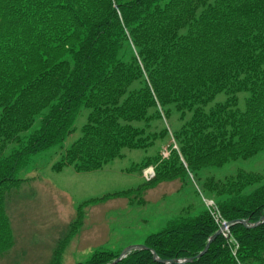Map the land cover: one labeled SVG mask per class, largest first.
<instances>
[{
	"label": "trees",
	"instance_id": "obj_1",
	"mask_svg": "<svg viewBox=\"0 0 264 264\" xmlns=\"http://www.w3.org/2000/svg\"><path fill=\"white\" fill-rule=\"evenodd\" d=\"M84 107L82 134L55 168L98 170L123 149L168 137L167 157L159 149L139 163L154 167L147 186L114 194L193 174L215 203L189 205L147 236L149 248L115 264H167L151 249L162 259L194 257L181 264H264V222L232 224L230 237L219 234L196 257L217 217L255 223L264 215V175L204 173L264 150V0H0V257L14 245L5 186L19 182L28 155L66 140ZM173 114L181 121L174 129L164 123ZM61 251L50 264H61ZM120 252L76 264H108Z\"/></svg>",
	"mask_w": 264,
	"mask_h": 264
},
{
	"label": "rangeland",
	"instance_id": "obj_2",
	"mask_svg": "<svg viewBox=\"0 0 264 264\" xmlns=\"http://www.w3.org/2000/svg\"><path fill=\"white\" fill-rule=\"evenodd\" d=\"M245 96L240 94L241 107L245 105ZM226 97L224 92L219 93L215 102ZM89 111L82 108L75 131L62 144L28 155L15 173L19 182L5 186V209L14 231V245L2 254L0 264H50L58 248H62L61 264L86 262L101 250L122 252L129 246L144 244L148 235L185 212L189 205L190 209L199 210L202 202L213 203L193 174H189V182L162 181L142 194L143 189L130 192L136 196L114 194L143 183L142 188L147 186L146 170L139 163L159 149L167 157L173 142L168 137L162 146L159 140L148 148L123 149L121 157L98 170L78 172L72 164L55 168L63 159L65 148L81 136ZM40 117L24 134L38 127ZM168 122L173 129L181 124L177 114L164 120L165 124ZM152 123L162 127L159 119ZM240 169L264 175V150L219 167H207L204 173L224 178Z\"/></svg>",
	"mask_w": 264,
	"mask_h": 264
},
{
	"label": "water",
	"instance_id": "obj_3",
	"mask_svg": "<svg viewBox=\"0 0 264 264\" xmlns=\"http://www.w3.org/2000/svg\"><path fill=\"white\" fill-rule=\"evenodd\" d=\"M234 222H242L243 224H247L248 221L247 220H243V219H240V220H234V221H229L227 222L225 225H230L231 223H234ZM264 222V215L260 218L259 221H257L254 226L256 225H259L260 223ZM225 225H223V227L221 229H219L208 241L207 245L205 246L204 250L201 251L200 253H198L196 255V257H200L201 255H203L204 253L207 252V250L209 249L210 247V243L211 241L218 235L222 232V230L225 228ZM251 226V225H249ZM144 248H149L148 246H146L145 244H141V245H132V246H129L127 247L126 249H124L119 257H117V259L110 263V264H115L117 263L118 261H120L123 257H125L130 251L132 250H135V249H144ZM152 252H153V255H154V259L158 262H163V263H185V262H189V261H193L194 260V257H190V258H185V259H162L159 257V255L155 252V250L152 249Z\"/></svg>",
	"mask_w": 264,
	"mask_h": 264
}]
</instances>
